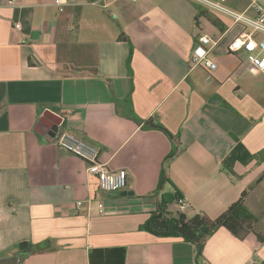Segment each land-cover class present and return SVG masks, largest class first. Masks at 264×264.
Here are the masks:
<instances>
[{
  "label": "crops",
  "instance_id": "obj_1",
  "mask_svg": "<svg viewBox=\"0 0 264 264\" xmlns=\"http://www.w3.org/2000/svg\"><path fill=\"white\" fill-rule=\"evenodd\" d=\"M251 1L213 3L254 18ZM201 6L0 0V264H199L193 245L140 227L162 200L174 215L216 219L245 191L258 233L220 229L201 264H264V162L224 164L239 142L264 150V74L228 49L251 29L208 6L222 27L197 20ZM201 36L215 70L193 62ZM63 130L127 171V188L104 194L87 163L56 146Z\"/></svg>",
  "mask_w": 264,
  "mask_h": 264
},
{
  "label": "trees",
  "instance_id": "obj_2",
  "mask_svg": "<svg viewBox=\"0 0 264 264\" xmlns=\"http://www.w3.org/2000/svg\"><path fill=\"white\" fill-rule=\"evenodd\" d=\"M96 2L98 0H91ZM206 17L212 24L222 27L221 21L215 15L207 10H201L197 20L201 17ZM130 73V62H128ZM127 114L135 118L137 121L144 122L137 118L134 114L131 100H127ZM146 128H157L164 131L169 136L170 133L160 125H154L151 121L145 122ZM172 156V155H171ZM170 158V157H169ZM253 160L264 162V150L258 154H251L242 143H238L231 154L225 159L224 164L232 165L240 162L248 165ZM164 183V176L161 179L159 190ZM179 194V193H178ZM177 194V199H180V194ZM248 191H245L239 200L233 203L228 210L216 219L210 218L205 213H196L191 217H186L184 213L174 215L168 210L169 202L162 200L156 211L153 212L145 224L140 227L141 231L148 232L159 238H180L186 243H189L195 248L196 260L201 264L203 260V252L207 241L217 231L222 228L230 231L237 238L244 240L251 233H258L259 218L248 208L246 200ZM259 240L264 242V238L257 234ZM21 246H26V243Z\"/></svg>",
  "mask_w": 264,
  "mask_h": 264
},
{
  "label": "built area",
  "instance_id": "obj_3",
  "mask_svg": "<svg viewBox=\"0 0 264 264\" xmlns=\"http://www.w3.org/2000/svg\"><path fill=\"white\" fill-rule=\"evenodd\" d=\"M14 4L16 0H10ZM205 6L216 8L219 11L230 15L235 23H241L250 28V32L244 31L235 37L229 44V52L233 54L244 53L246 60L257 71L264 74V0H252L251 8L255 11L256 16L250 18L244 14H238L229 11L220 5H217L209 0H197ZM57 6L63 9L65 0H56ZM212 39L207 36L198 38L193 50V62L195 65H202L207 70L217 69V63L209 58L211 52ZM60 149L82 159L88 165L89 173L97 176L101 191L106 194L118 193L128 186V173L125 170L115 171L100 159L101 150L88 143L84 139L63 130L55 142ZM180 209L185 212L189 208V204L184 199L178 201ZM83 207V202L78 201L76 208L80 210ZM100 213L104 214V204H99ZM18 264H26L24 261ZM206 264V263H204Z\"/></svg>",
  "mask_w": 264,
  "mask_h": 264
},
{
  "label": "rangeland",
  "instance_id": "obj_4",
  "mask_svg": "<svg viewBox=\"0 0 264 264\" xmlns=\"http://www.w3.org/2000/svg\"><path fill=\"white\" fill-rule=\"evenodd\" d=\"M210 1H214V0H210ZM203 7V8H202ZM201 8L203 9V10H208V11H210L211 10V8H208V7H206V6H201ZM210 12H212V10L210 11ZM223 16H226L225 14H222Z\"/></svg>",
  "mask_w": 264,
  "mask_h": 264
},
{
  "label": "water",
  "instance_id": "obj_5",
  "mask_svg": "<svg viewBox=\"0 0 264 264\" xmlns=\"http://www.w3.org/2000/svg\"><path fill=\"white\" fill-rule=\"evenodd\" d=\"M55 127H56V128H55L56 130L59 129V126H58L57 124H55Z\"/></svg>",
  "mask_w": 264,
  "mask_h": 264
}]
</instances>
